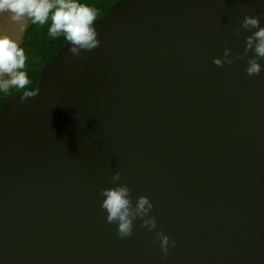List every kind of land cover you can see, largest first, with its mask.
I'll return each instance as SVG.
<instances>
[{"label": "water", "instance_id": "1", "mask_svg": "<svg viewBox=\"0 0 264 264\" xmlns=\"http://www.w3.org/2000/svg\"><path fill=\"white\" fill-rule=\"evenodd\" d=\"M245 16L264 27V0H119L97 47L66 41L38 94L2 105L0 264H264V70L245 71ZM118 186L133 214L152 204L124 239L101 208Z\"/></svg>", "mask_w": 264, "mask_h": 264}, {"label": "clouds", "instance_id": "2", "mask_svg": "<svg viewBox=\"0 0 264 264\" xmlns=\"http://www.w3.org/2000/svg\"><path fill=\"white\" fill-rule=\"evenodd\" d=\"M0 12L11 13L13 21L24 18L33 24L45 25L51 20L48 34L56 38L63 35L70 42L69 51L79 56L81 50H91L98 46L95 30L96 11L78 0H0ZM243 27L257 29L248 40V48L253 49L258 59H250L245 71L249 76L259 75L264 66L259 63L264 59V27L260 26V17L245 16ZM254 46V48H253ZM221 65L219 59L214 61ZM26 56L24 49L7 35L0 36V91L7 93L11 88L24 89L25 97H35L38 93L27 91L30 84L27 72L24 71ZM119 173L113 180L119 179ZM104 197L101 208L106 212V220L117 226V234L121 239L131 237L135 215H147L152 204L141 197L137 204L136 214L130 210L129 189L118 186L101 191ZM147 205V207H145ZM149 231L156 227L155 218L145 221ZM174 247V243L172 244ZM161 252L166 256L169 248V237L160 235Z\"/></svg>", "mask_w": 264, "mask_h": 264}, {"label": "trees", "instance_id": "3", "mask_svg": "<svg viewBox=\"0 0 264 264\" xmlns=\"http://www.w3.org/2000/svg\"><path fill=\"white\" fill-rule=\"evenodd\" d=\"M119 0H78L79 3L85 4L96 11V19L107 14L111 5ZM28 27L25 29L19 47L24 49L26 56V64L24 71L27 72L30 87L36 86L39 81V73L44 63L51 60L56 52L67 41L63 35L56 38L48 34V29L51 26V20L45 25L33 24L31 20ZM24 89L11 88L7 93L0 91V110L2 105L14 95H23Z\"/></svg>", "mask_w": 264, "mask_h": 264}, {"label": "rangeland", "instance_id": "4", "mask_svg": "<svg viewBox=\"0 0 264 264\" xmlns=\"http://www.w3.org/2000/svg\"><path fill=\"white\" fill-rule=\"evenodd\" d=\"M11 15L9 12H0V36L7 35L19 45L30 21L28 18L13 21Z\"/></svg>", "mask_w": 264, "mask_h": 264}]
</instances>
